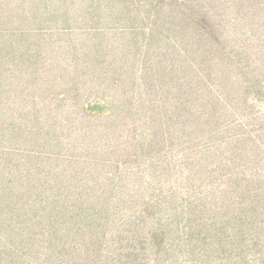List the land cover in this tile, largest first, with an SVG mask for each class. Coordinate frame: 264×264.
Returning <instances> with one entry per match:
<instances>
[{"label": "trees", "instance_id": "1", "mask_svg": "<svg viewBox=\"0 0 264 264\" xmlns=\"http://www.w3.org/2000/svg\"><path fill=\"white\" fill-rule=\"evenodd\" d=\"M0 264H264V0H0Z\"/></svg>", "mask_w": 264, "mask_h": 264}]
</instances>
